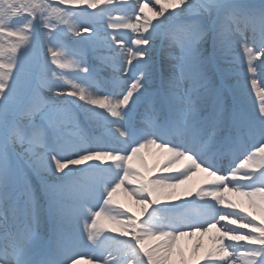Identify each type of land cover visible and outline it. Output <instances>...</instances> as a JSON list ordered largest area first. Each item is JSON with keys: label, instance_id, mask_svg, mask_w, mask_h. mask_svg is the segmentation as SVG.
Wrapping results in <instances>:
<instances>
[{"label": "snow or ice", "instance_id": "1", "mask_svg": "<svg viewBox=\"0 0 264 264\" xmlns=\"http://www.w3.org/2000/svg\"><path fill=\"white\" fill-rule=\"evenodd\" d=\"M151 2L0 0V264H264V0Z\"/></svg>", "mask_w": 264, "mask_h": 264}, {"label": "rangeland", "instance_id": "2", "mask_svg": "<svg viewBox=\"0 0 264 264\" xmlns=\"http://www.w3.org/2000/svg\"><path fill=\"white\" fill-rule=\"evenodd\" d=\"M143 2H145V0H140V3H143ZM254 2L259 3V0H254ZM150 7L156 8V9L158 10V7H159V6L156 5V4L154 3V0H153V2L150 3ZM90 11H91V10H90ZM114 15H120V13H114ZM154 23H155V21H154ZM99 26L103 27V26H104L103 22H100V25H99ZM108 31H112V30L109 29ZM120 31H129V30H120ZM125 43H126V44H129V42H128V38H127V37H125ZM129 46H131V45L129 44ZM240 71H241V74H242L241 82H242V84H243V86H244L245 93H246V96H247V99H248V96H249V94H248V93H249L248 89H249L250 86H251V80H250L251 74H247L248 77H249L248 79H243V75H244V73H245V68H244V67H241ZM256 79H257V84H258V82H260V83H262V86L264 87V77L261 76V73H260L259 70L257 71ZM45 95H46V96H49V98H51V94H50V93H47V92H46ZM248 103H249L250 106H252V104H251V102H250L249 100H248ZM253 107H255V106H253ZM152 152H153V153H156V150H152ZM153 156H154V155H150V156H149V161H150V163L155 162V159H153ZM150 157H152V160H153V161H151ZM182 166H183L182 164H177V165H176L177 168H182ZM167 174H170V173H166L165 175H167ZM205 178H206V174H205V173H199V174H197L196 177L193 178L192 181H188L185 185H182V186L180 187V189L178 190V192L180 193V200H184V199H192V198H194V197H195V192H196V190H197V187L200 185V181H202V180L205 179ZM205 187H207V186L205 185ZM185 189H190V190H191V192H192V196H191V197H188V196H185V195H184V190H185ZM227 195H229L230 197H232V198H233L234 200H236L237 202L244 201V206L247 207V202H246V200H244V198L236 197L234 193H228ZM120 199L124 200V196H123V194H121ZM125 202H126V203H129L130 206L132 207V210H133L134 212H136V213L139 215V211H138V209L136 208V206H135L131 201H125ZM173 202H179V201H173ZM218 207H220V208H222V209L225 208V206H218ZM249 211H254V210L251 209V208H249ZM142 218H143V217H142ZM257 218H258V220H259V215H258V214H257ZM222 223H226V222H222ZM218 227H219V226H218ZM233 227H236V226H233ZM244 231L247 232L248 230H244ZM213 234H215V230H213V233H212V234H209V235H213ZM205 242H206V244H210V243H211V241L208 239V237L205 238ZM228 243H230V241H227V240H226V241H225V244H228ZM241 243H243V242H241ZM86 250H87V249H86ZM83 263H84V262H83ZM202 264H203V262H202Z\"/></svg>", "mask_w": 264, "mask_h": 264}, {"label": "bare ground", "instance_id": "3", "mask_svg": "<svg viewBox=\"0 0 264 264\" xmlns=\"http://www.w3.org/2000/svg\"><path fill=\"white\" fill-rule=\"evenodd\" d=\"M249 94H250V101L252 102L253 105H256L257 106L258 103H259V101L256 99L255 90L251 86L249 88ZM150 159H151V161H153L152 160V157H150ZM153 159H156V156L155 155L153 156ZM160 174L161 173H155L154 176L155 175H160ZM163 174H166V173H163ZM82 264H84V263L82 262Z\"/></svg>", "mask_w": 264, "mask_h": 264}]
</instances>
